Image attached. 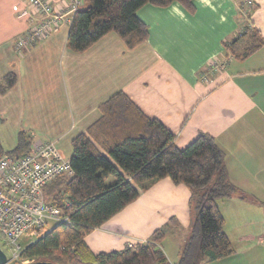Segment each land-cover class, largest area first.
Returning <instances> with one entry per match:
<instances>
[{
	"label": "crops",
	"instance_id": "crops-1",
	"mask_svg": "<svg viewBox=\"0 0 264 264\" xmlns=\"http://www.w3.org/2000/svg\"><path fill=\"white\" fill-rule=\"evenodd\" d=\"M65 7L68 0H51ZM194 0L147 3L137 11L148 25L146 41L128 48L109 32L83 52L67 45L70 25L18 53L28 30L27 0H0V140L15 145L22 130L35 141H55L65 157L72 140L100 116V105L125 92L158 119L184 148L209 133L225 151L231 180L245 193L217 200L235 252L203 264H264V0ZM18 6L17 9L14 6ZM257 45L249 56H240ZM226 61L211 69L213 59ZM191 190L170 177L155 181L86 236L94 253L123 250L166 228L161 245L176 263L190 234Z\"/></svg>",
	"mask_w": 264,
	"mask_h": 264
},
{
	"label": "trees",
	"instance_id": "trees-1",
	"mask_svg": "<svg viewBox=\"0 0 264 264\" xmlns=\"http://www.w3.org/2000/svg\"><path fill=\"white\" fill-rule=\"evenodd\" d=\"M174 2L195 10L194 0H82L67 45L83 52L109 32H116L128 48H134L149 34L138 9L147 3L169 6ZM255 46L247 47L240 56H249ZM3 82L0 88L6 91L16 84V75L8 73ZM100 111V118L72 140L74 175H61L48 184L52 191L48 199L62 208L69 221L27 245L22 258L56 264H203L232 255L234 246L224 230L217 200L246 195L231 180L225 151L214 136L202 132L180 148L175 144L176 135L146 115L123 91L103 102ZM32 143V134L22 130L12 150L6 151L0 140V156L22 155L30 151ZM110 174L116 180L107 184ZM165 177L187 185L192 192L193 220L179 260L171 262L162 248L165 227L133 247L94 253L86 242L87 234Z\"/></svg>",
	"mask_w": 264,
	"mask_h": 264
},
{
	"label": "built area",
	"instance_id": "built-area-1",
	"mask_svg": "<svg viewBox=\"0 0 264 264\" xmlns=\"http://www.w3.org/2000/svg\"><path fill=\"white\" fill-rule=\"evenodd\" d=\"M81 1L68 0L65 7H59L51 0H27L32 11L30 26L15 39V50L22 53L58 32L64 24L71 25ZM210 65L217 70L226 67L227 62L215 58ZM74 172L70 158L65 157L55 141H34L30 151L22 155L0 156V234L12 252L8 256L3 250L7 256L5 264L34 261L22 258L26 246L56 225L69 221L62 208L48 199L45 187L57 177H71ZM64 204H68L67 200ZM53 221L55 224L50 227ZM135 244L128 242L129 247Z\"/></svg>",
	"mask_w": 264,
	"mask_h": 264
},
{
	"label": "rangeland",
	"instance_id": "rangeland-1",
	"mask_svg": "<svg viewBox=\"0 0 264 264\" xmlns=\"http://www.w3.org/2000/svg\"><path fill=\"white\" fill-rule=\"evenodd\" d=\"M4 146V149L6 150V151H8V150H12L15 146H16V144L15 145H9V144H7L6 145V143L3 145ZM115 180H116V178L113 176V175H108V177L105 179V182L107 183V184H111V183H113V182H115ZM45 192H46V195H47V197H50L51 196V186L50 185H47L46 187H45ZM54 224H55V222L53 221V222H51L50 223V227H52V226H54ZM0 247L6 252V254L8 255V256H11V250H10V248H9V246L7 245V243H6V241H5V239L3 238V236L0 234Z\"/></svg>",
	"mask_w": 264,
	"mask_h": 264
},
{
	"label": "water",
	"instance_id": "water-1",
	"mask_svg": "<svg viewBox=\"0 0 264 264\" xmlns=\"http://www.w3.org/2000/svg\"><path fill=\"white\" fill-rule=\"evenodd\" d=\"M7 261V256L5 254V252L3 251V249L0 247V264H5ZM26 264H56L52 261H48V260H37V261H32Z\"/></svg>",
	"mask_w": 264,
	"mask_h": 264
}]
</instances>
